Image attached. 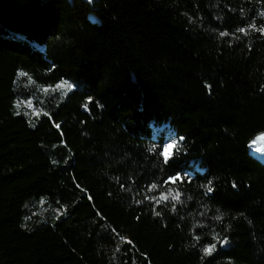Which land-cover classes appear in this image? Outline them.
<instances>
[{
  "label": "trees",
  "instance_id": "16d2710c",
  "mask_svg": "<svg viewBox=\"0 0 264 264\" xmlns=\"http://www.w3.org/2000/svg\"><path fill=\"white\" fill-rule=\"evenodd\" d=\"M261 28L264 0H0V264H264Z\"/></svg>",
  "mask_w": 264,
  "mask_h": 264
},
{
  "label": "rangeland",
  "instance_id": "374dc122",
  "mask_svg": "<svg viewBox=\"0 0 264 264\" xmlns=\"http://www.w3.org/2000/svg\"><path fill=\"white\" fill-rule=\"evenodd\" d=\"M249 149L254 157L264 162V135H259L256 137V139L249 146ZM36 206L39 209L35 210L34 213L41 215V217H43V215L49 214L51 217V222L59 220L61 213L58 211V209L44 205L43 201L38 202Z\"/></svg>",
  "mask_w": 264,
  "mask_h": 264
},
{
  "label": "snow or ice",
  "instance_id": "6c2138e0",
  "mask_svg": "<svg viewBox=\"0 0 264 264\" xmlns=\"http://www.w3.org/2000/svg\"><path fill=\"white\" fill-rule=\"evenodd\" d=\"M254 27V25H253ZM238 31L244 32V29H239ZM259 31L264 32V28L259 29ZM221 36H226L228 35L227 33H220ZM58 87L60 88H66V89H72L73 85L67 81H63L60 85H58ZM86 107V106H85ZM175 147V145L169 144L164 148V157H165V162H167V159L169 156H171V150ZM175 179H180L179 177H176ZM174 182V181H173ZM155 186H153L154 188ZM209 191H211V189H209ZM162 199H167V197H162ZM172 199L174 200H179V194L175 195L172 197ZM215 245H212L208 248H205V254L210 255L212 253V251L214 250Z\"/></svg>",
  "mask_w": 264,
  "mask_h": 264
},
{
  "label": "bare ground",
  "instance_id": "6f19581e",
  "mask_svg": "<svg viewBox=\"0 0 264 264\" xmlns=\"http://www.w3.org/2000/svg\"><path fill=\"white\" fill-rule=\"evenodd\" d=\"M169 144H172V145H173L174 142H171V143H170V142H166L165 145H164V148L166 147V145H169ZM164 148H163V157H164ZM171 151H172V150H171ZM168 158H169V157H168ZM164 159H165V157H164Z\"/></svg>",
  "mask_w": 264,
  "mask_h": 264
}]
</instances>
